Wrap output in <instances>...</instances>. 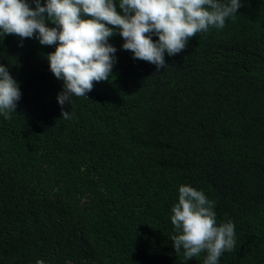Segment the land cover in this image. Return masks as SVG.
<instances>
[{"label": "trees", "instance_id": "1", "mask_svg": "<svg viewBox=\"0 0 264 264\" xmlns=\"http://www.w3.org/2000/svg\"><path fill=\"white\" fill-rule=\"evenodd\" d=\"M123 42L108 40L109 81L62 107L55 45L0 35L21 92L0 114V264H203L172 247L180 185L235 226L218 264H264V0H241L159 69Z\"/></svg>", "mask_w": 264, "mask_h": 264}, {"label": "clouds", "instance_id": "2", "mask_svg": "<svg viewBox=\"0 0 264 264\" xmlns=\"http://www.w3.org/2000/svg\"><path fill=\"white\" fill-rule=\"evenodd\" d=\"M0 0V35L38 38L41 45H55L47 54L51 73L63 81L57 103L70 104L73 96H86L94 83L109 81L115 47L108 43L118 31L123 50L133 59L165 66L164 55L179 54L197 33L210 27L222 29L235 18L241 0ZM119 9V11L117 10ZM46 13V17L42 14ZM50 22L55 27H48ZM158 37L153 41L151 35ZM21 97L17 82L0 65V114L10 118ZM61 116L70 119L68 111ZM171 237L176 253L185 261L207 255L203 264H218L222 253L235 247V226L217 223L214 202L202 190L180 185L178 202L171 208ZM36 264H44L37 260Z\"/></svg>", "mask_w": 264, "mask_h": 264}]
</instances>
